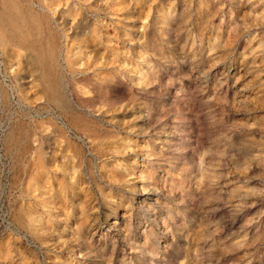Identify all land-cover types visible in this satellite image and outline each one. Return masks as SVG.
Segmentation results:
<instances>
[{
    "label": "rangeland",
    "instance_id": "374dc122",
    "mask_svg": "<svg viewBox=\"0 0 264 264\" xmlns=\"http://www.w3.org/2000/svg\"><path fill=\"white\" fill-rule=\"evenodd\" d=\"M17 3L0 264H264V0Z\"/></svg>",
    "mask_w": 264,
    "mask_h": 264
},
{
    "label": "bare ground",
    "instance_id": "6f19581e",
    "mask_svg": "<svg viewBox=\"0 0 264 264\" xmlns=\"http://www.w3.org/2000/svg\"><path fill=\"white\" fill-rule=\"evenodd\" d=\"M39 1L41 2L40 4H41L42 8H44L45 12H47V13L49 12V13L54 14L56 12V9H57V4L59 2H61V1H64V0H39ZM0 2H1V5H2L3 14L6 16V18L9 21V24H10L11 28L14 30V38L16 40V45L20 46V47L22 46L21 44H23V43H25V45L26 44L27 45H31L33 42L32 43L31 42H29V43L26 42L27 41L26 40V38H27L26 34L27 33L24 32L25 25L23 23V20L25 19V16H27V15L35 16L34 14H36V12H33V9H31L30 7L25 9V8H22V6L21 7L18 6L17 0H0ZM0 19H1V15H0ZM3 35L4 34L2 32L1 35H0V40H2ZM46 42H47L48 50H47V53H46V57H44V59L46 58V60H45L46 63H47L46 66L49 67L50 66V62H52L55 59V56H54V54H55V44H54L53 39L51 37L49 39H47ZM31 60H32V58H31ZM40 61H43V60H40ZM52 66H54V65H52ZM49 72H51V71L49 70ZM48 81H49V79H48ZM45 82L46 81H44V83ZM50 87L51 88H49V87L48 88L50 89V92H52L51 94L53 95V97L56 96L55 93H54V90H52V87H53L52 84H51ZM113 222H111V223L113 224Z\"/></svg>",
    "mask_w": 264,
    "mask_h": 264
}]
</instances>
